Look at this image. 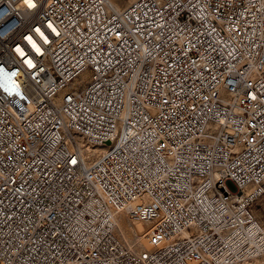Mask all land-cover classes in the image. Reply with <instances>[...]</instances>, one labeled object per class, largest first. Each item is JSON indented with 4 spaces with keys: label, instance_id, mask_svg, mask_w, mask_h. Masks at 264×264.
<instances>
[{
    "label": "built area",
    "instance_id": "obj_1",
    "mask_svg": "<svg viewBox=\"0 0 264 264\" xmlns=\"http://www.w3.org/2000/svg\"><path fill=\"white\" fill-rule=\"evenodd\" d=\"M32 2L0 0V264L264 259V0Z\"/></svg>",
    "mask_w": 264,
    "mask_h": 264
},
{
    "label": "rangeland",
    "instance_id": "obj_2",
    "mask_svg": "<svg viewBox=\"0 0 264 264\" xmlns=\"http://www.w3.org/2000/svg\"><path fill=\"white\" fill-rule=\"evenodd\" d=\"M117 8H124L129 4L131 0H112ZM255 214L258 218L259 221H261L262 225L264 226V197L261 198V200L258 202V204L254 208ZM121 225L124 227V234H122L119 231L120 237L123 239L124 242L128 244H132L134 241V227H135V222H129L127 217H123L121 220ZM144 243H146L147 248L149 246L147 245L146 238L144 239ZM142 246V245H141ZM143 248L145 247L144 245L142 246ZM146 248V247H145Z\"/></svg>",
    "mask_w": 264,
    "mask_h": 264
},
{
    "label": "bare ground",
    "instance_id": "obj_3",
    "mask_svg": "<svg viewBox=\"0 0 264 264\" xmlns=\"http://www.w3.org/2000/svg\"><path fill=\"white\" fill-rule=\"evenodd\" d=\"M118 226H119V231L122 234H124V230L125 229H124L123 225H121V221L120 220L118 222ZM149 226H150L149 223L135 222V227H134L135 233H138L140 235V238H139L138 242H140V245H142V246L144 245L146 248H147V246H146V243H144L143 235L149 230V228H148ZM253 264H264V259H257Z\"/></svg>",
    "mask_w": 264,
    "mask_h": 264
},
{
    "label": "snow or ice",
    "instance_id": "obj_4",
    "mask_svg": "<svg viewBox=\"0 0 264 264\" xmlns=\"http://www.w3.org/2000/svg\"><path fill=\"white\" fill-rule=\"evenodd\" d=\"M25 2L27 3L29 8H34L36 5L32 2V0H25ZM49 27H51V25H49ZM36 31L40 34L41 37L44 38L45 42H47V37H44V34L42 32H40V29L37 28ZM53 31H55V29H53ZM29 40V42L32 44V46L36 49L37 52L40 51V48L36 45L35 41L32 40V37H28L27 38ZM17 51L21 52V55H23V51L21 49H17ZM27 63L29 64V66H32V62L31 60L27 61ZM72 163L75 164L76 161L73 159Z\"/></svg>",
    "mask_w": 264,
    "mask_h": 264
}]
</instances>
